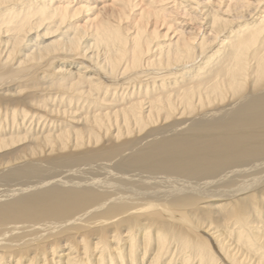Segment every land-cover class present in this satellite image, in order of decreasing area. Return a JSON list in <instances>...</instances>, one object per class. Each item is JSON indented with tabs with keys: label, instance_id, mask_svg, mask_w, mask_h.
Here are the masks:
<instances>
[{
	"label": "bare ground",
	"instance_id": "1",
	"mask_svg": "<svg viewBox=\"0 0 264 264\" xmlns=\"http://www.w3.org/2000/svg\"><path fill=\"white\" fill-rule=\"evenodd\" d=\"M24 139L0 264H264V0H0Z\"/></svg>",
	"mask_w": 264,
	"mask_h": 264
},
{
	"label": "rangeland",
	"instance_id": "2",
	"mask_svg": "<svg viewBox=\"0 0 264 264\" xmlns=\"http://www.w3.org/2000/svg\"><path fill=\"white\" fill-rule=\"evenodd\" d=\"M180 2H181V0H179ZM207 1V0H206ZM146 2V1H145ZM167 2H169V1H166L165 3H167ZM173 6V4L171 3V4H167V7L168 8H171ZM172 16V15H171ZM170 17V16H169ZM177 17V16H176ZM195 26L196 27H198L199 25L198 24H195ZM161 30H163V31H165V29H161ZM201 58H202V55H201V57H199V56H197V61H198V63L200 62V60H201ZM183 66H181L180 68H182ZM179 69V67H177V70ZM8 129H10V127H7ZM29 129H32V130H30V131H35V132H41V130H42V127H38V129L36 128V127H32V128H29ZM11 130V129H10ZM37 130V131H36ZM23 132H24V130H23ZM24 138V137H23ZM26 142V139H24V140H21V141H16V143L14 142H12V146H11V143L10 144H7V145H4L3 147H2V150H0V155L2 154L3 155V157L2 156H0V162L2 161V160H6V159H9V158H11V157H13V155H15L14 153H12V152H16L17 150L19 151V150H21L22 149V147L24 146V143ZM23 143V144H22ZM9 145V146H8ZM16 145H17V147H16ZM1 147H0V149H1ZM10 147H12V149L10 148ZM6 150H4V149ZM8 148H10V150L8 149ZM15 148V149H14ZM16 148H18L17 150H16ZM8 149V150H7ZM10 152V153H9ZM12 155V156H11ZM6 157V158H5Z\"/></svg>",
	"mask_w": 264,
	"mask_h": 264
}]
</instances>
